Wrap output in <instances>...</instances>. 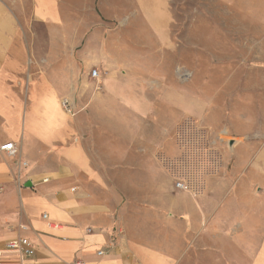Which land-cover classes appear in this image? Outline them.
<instances>
[{"label":"crops","instance_id":"obj_1","mask_svg":"<svg viewBox=\"0 0 264 264\" xmlns=\"http://www.w3.org/2000/svg\"><path fill=\"white\" fill-rule=\"evenodd\" d=\"M130 2L148 24L156 12V34H116ZM172 22L170 0H0V146L15 147L0 149V249L24 236L25 264H264V143L238 188L225 174L194 191L165 165L172 126L148 127V42L174 54ZM156 96L184 107L178 90Z\"/></svg>","mask_w":264,"mask_h":264},{"label":"rangeland","instance_id":"obj_2","mask_svg":"<svg viewBox=\"0 0 264 264\" xmlns=\"http://www.w3.org/2000/svg\"><path fill=\"white\" fill-rule=\"evenodd\" d=\"M170 6L174 54L148 42L151 69L143 73L154 95L148 127L163 132L172 126L165 165L194 191L225 174L239 177L238 188L264 143V0H170ZM58 7L65 11L62 2ZM116 10V34H156L155 11L148 24L134 2ZM85 11L81 4L77 24ZM100 32L94 27L88 34ZM97 44L95 36L88 40L89 58L97 57ZM172 90L184 95L179 110L155 97Z\"/></svg>","mask_w":264,"mask_h":264},{"label":"built area","instance_id":"obj_3","mask_svg":"<svg viewBox=\"0 0 264 264\" xmlns=\"http://www.w3.org/2000/svg\"><path fill=\"white\" fill-rule=\"evenodd\" d=\"M91 76H96V70H91ZM62 108L65 112L72 114V108L68 101V99L63 98L61 100ZM1 150L8 152L9 154L15 153V147L12 142H6L0 146ZM46 181V179H43ZM176 186L179 188L187 189L189 188L188 184L177 182ZM43 219H47V214L43 213L41 215ZM48 225L50 227H58V224L48 221ZM35 253L34 246L32 242L24 236H17L12 239L7 240L4 243L2 249H0V264H25V261L32 257ZM104 253L103 250H98L96 252L97 255H102ZM14 258V259H11ZM64 264H86L80 258L74 259L71 262H66Z\"/></svg>","mask_w":264,"mask_h":264},{"label":"water","instance_id":"obj_4","mask_svg":"<svg viewBox=\"0 0 264 264\" xmlns=\"http://www.w3.org/2000/svg\"><path fill=\"white\" fill-rule=\"evenodd\" d=\"M230 144H232V142H230Z\"/></svg>","mask_w":264,"mask_h":264}]
</instances>
